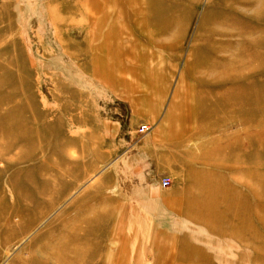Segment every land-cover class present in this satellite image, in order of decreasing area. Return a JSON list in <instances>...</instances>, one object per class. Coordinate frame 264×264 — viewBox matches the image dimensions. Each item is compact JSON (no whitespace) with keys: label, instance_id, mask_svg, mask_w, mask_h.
<instances>
[{"label":"rangeland","instance_id":"obj_1","mask_svg":"<svg viewBox=\"0 0 264 264\" xmlns=\"http://www.w3.org/2000/svg\"><path fill=\"white\" fill-rule=\"evenodd\" d=\"M145 86L219 135L127 189ZM0 264H264V0H0Z\"/></svg>","mask_w":264,"mask_h":264},{"label":"crops","instance_id":"obj_2","mask_svg":"<svg viewBox=\"0 0 264 264\" xmlns=\"http://www.w3.org/2000/svg\"><path fill=\"white\" fill-rule=\"evenodd\" d=\"M154 71L147 70L150 74H153ZM136 88L139 89L138 87ZM145 88V92L137 91L136 95L132 92V97L127 102L129 116L112 124L109 129L111 131L113 130V132L105 135L128 136L127 139L132 145L130 156H127V153L124 151L121 158H118L117 161L119 163L123 159L121 166L123 167L124 174L126 176L128 174L129 176H132L130 174H137L138 180H123L122 188L141 189L146 187L150 189V184L156 183V173H170L172 158L175 157L177 159L183 152H186L188 149L187 145H191L187 144V142L189 140L192 141L194 136L219 135L218 122L214 123L211 118L207 120L196 116L194 109L192 113L189 111L186 112V116L182 112H176L179 105H183L182 99L178 101V98H183L182 96H184H180L181 91H177L176 95L174 94L173 99L167 104L162 116L156 115L155 105L151 101L152 99L150 100V86H145ZM191 104L190 102L185 105L190 109ZM160 107L159 109L162 110V107ZM193 107L195 108V106ZM141 126H146L148 130L146 132H140L139 128ZM138 136L141 138L139 139ZM207 138L210 141L212 140L211 137ZM150 169L154 172L152 173L151 181ZM147 173L149 179L143 180L142 178H147L145 177ZM164 205L168 208L166 212L170 214L177 212L175 208L178 205L177 203L169 202L164 203ZM143 210L142 208L139 209L136 218L138 219L137 221L143 223V225H138L148 228V233L144 232L142 235L148 234L150 237V209H148V212ZM138 225L133 222L131 227L132 229H136ZM141 242L143 244L148 243L150 242V238H143Z\"/></svg>","mask_w":264,"mask_h":264},{"label":"built area","instance_id":"obj_3","mask_svg":"<svg viewBox=\"0 0 264 264\" xmlns=\"http://www.w3.org/2000/svg\"><path fill=\"white\" fill-rule=\"evenodd\" d=\"M148 130V128L146 126H141L139 128V131L140 132H146ZM170 178L169 177H163L161 180H160V185L162 188H168L170 186Z\"/></svg>","mask_w":264,"mask_h":264},{"label":"bare ground","instance_id":"obj_4","mask_svg":"<svg viewBox=\"0 0 264 264\" xmlns=\"http://www.w3.org/2000/svg\"><path fill=\"white\" fill-rule=\"evenodd\" d=\"M73 253H74V251H73ZM75 254V253H74ZM76 255V254H75ZM58 256V255H57ZM57 256H54L55 257V259H58V257Z\"/></svg>","mask_w":264,"mask_h":264}]
</instances>
